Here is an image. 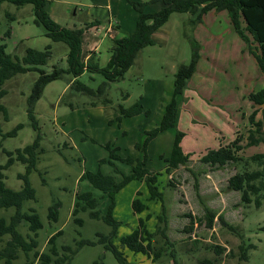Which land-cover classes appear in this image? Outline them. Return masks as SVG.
Here are the masks:
<instances>
[{
	"label": "rangeland",
	"instance_id": "obj_1",
	"mask_svg": "<svg viewBox=\"0 0 264 264\" xmlns=\"http://www.w3.org/2000/svg\"><path fill=\"white\" fill-rule=\"evenodd\" d=\"M136 2L145 4L147 12L159 9L152 0H45V9L60 27L81 32V61L87 53L103 67L110 57L113 40L134 32L138 12L132 3ZM152 39L153 45L141 51L123 78L110 84L105 96L107 103L99 100L93 105L89 95L70 93L74 78L65 72L68 47L47 37L45 29L35 23L32 6L17 7L8 2L0 5V43L6 53L21 60L27 49L44 52L49 46L46 64L6 80L2 85L6 93L0 99L8 115L5 120L0 112L1 133L22 126L13 137L0 136V166L6 164L8 152L14 155L16 150L40 137L43 153L28 175L35 200L24 201L21 208L22 212L35 210L41 222L36 251L47 252L48 239L60 233L54 242L59 253L66 254L64 247L76 251L69 264H119L110 251L97 243V235L108 236L111 227L101 220L90 219L87 211L77 214L81 226L74 222L76 195L87 191L96 197L101 194L87 181H80V176L98 169L104 174L112 173L108 164L99 165L101 159L109 158L106 145L116 148L121 156L142 160V152L135 144L141 146L144 132L160 123L164 107L172 98L175 74L181 67L189 66L195 54L194 72L182 94L176 97L175 128L160 132L146 149V168L159 174L157 188L163 203L149 200L141 181L130 182L115 196L113 217L121 223L118 236L130 234L142 219L147 231L154 234L153 253L159 255L152 261L153 253H132L117 242L115 245L130 264H264V231L259 230L264 226V200L259 207L254 200L245 204L239 192L227 188L232 175L258 169L251 161L246 164V160L263 152V146L245 148L240 153L241 161L223 168H211L200 162L207 151L228 145L236 137L242 138L250 127L248 94L260 90L264 84L255 60L225 11H212L198 21L188 13H173ZM54 70L59 72V78L47 83L39 97L31 101L41 72L50 74ZM77 80L95 92L104 78L84 72ZM135 103H140L143 112L118 122V106L128 108ZM260 119L259 112L255 121ZM177 131L183 134L181 148L191 156L188 163L167 174L165 159L171 153ZM115 163L123 173H129V166ZM2 172L8 188L16 191L21 188L22 181L17 176L25 173L23 164L14 161ZM115 176L120 180L119 174ZM170 182L172 186H168ZM134 199L145 203L148 209L134 213L131 208ZM54 202L60 204L56 220L48 217ZM207 210L215 215L210 226ZM14 213L15 208L1 209L0 218L8 220ZM163 214L164 221L159 223L158 217ZM164 226L165 234L157 231ZM17 231L25 240L33 237L26 222L20 223ZM241 236L246 244L255 246L248 250L247 260H241L239 254ZM8 238L3 237L0 249ZM80 241L94 244L78 249ZM216 247L220 254L215 252ZM28 260L39 264L32 254ZM25 262V254L19 252L12 264Z\"/></svg>",
	"mask_w": 264,
	"mask_h": 264
},
{
	"label": "trees",
	"instance_id": "obj_2",
	"mask_svg": "<svg viewBox=\"0 0 264 264\" xmlns=\"http://www.w3.org/2000/svg\"><path fill=\"white\" fill-rule=\"evenodd\" d=\"M3 2L12 3L17 7L31 5L35 16V23L45 29L47 37L53 42H62L68 47L66 59L67 69L65 72L71 74L74 78V81L69 86L70 93L73 95H89L93 99V105H96L99 100H103V104L107 103L105 96L110 84L120 81L127 70L138 59L141 51L145 47L153 45L152 35L167 22L173 13H188L193 16L194 21H198L210 11L227 12L234 31L245 43L249 53L254 58L264 81V0H152V4L159 8L152 12L144 11L145 4L132 3L133 8L138 12L134 32L129 36L113 40L110 57L103 67H100L92 56L85 62L81 61V32L57 25L45 9V0H0V5ZM48 49L49 46L46 47L44 52L27 49L25 55L19 60L6 53L5 46L0 43V99L6 93L2 89V85L6 80L16 74L25 73L34 66L46 64L49 57ZM196 58L197 56L194 54L190 65L181 67L175 74L172 98L164 107L160 123L152 130L144 132L145 139L141 146L135 144V148L140 149L142 152V160L132 158L128 155L121 156L116 153V148L110 149L109 145H106V149L109 151V158L101 159L99 165L108 164L112 168V173L104 174L98 169L95 172L85 171L80 176V181H87L93 190L101 194L100 197H96L92 192L87 191L76 195V202L72 210V216L75 217L74 222L81 226L82 220L77 218V214L81 211H87L90 219L101 220L104 224L111 227V232L108 236L97 235V243L102 244L105 250L110 251L119 264L130 263L124 253L115 245V242L132 253H147L148 255L153 253L151 240L154 234L147 231L142 219L138 221V227L130 234L118 236L117 230L121 223L113 217L115 196L130 182L141 181L147 188L148 199L163 203L162 193L157 188V177L159 174L153 173L146 168V149L148 143L160 132L175 128L178 111L176 97L182 94L183 89H185L188 80L192 76ZM84 72L100 74L104 78L103 83L95 92L77 80ZM59 76L60 74L56 70L50 74L41 72L40 77L35 82L31 101L39 97L40 91L47 83L58 79ZM248 100L251 103L253 111L248 116L250 127L246 134L242 138L236 137L228 145L207 151L200 157L201 163L211 168H223L229 164H237L241 161L243 158L240 156V153L245 148L259 145H262L264 148V85L260 90L249 93ZM0 112H2L6 120L8 117L7 111L1 105ZM142 112L143 108L140 103H135L128 108L118 106V117L116 120L120 122L122 119L139 115ZM259 112L261 113V119L255 121L256 115ZM145 113L148 115V112ZM21 127V125H18L15 129L5 134H2L0 130V136L3 138L13 137ZM182 137L183 134L181 132L177 131L175 133L171 153L165 159V172L167 174L189 161L191 154L184 153L181 148ZM39 139L40 137L37 136L32 144L21 150H16L14 155L8 152L6 164L0 166V210L15 208V213L8 220L0 218V242L5 235L9 236L8 240L5 241L3 247L0 249V261L3 262L2 264H12L17 259L19 252L25 254V264H32L28 260L30 254H32L33 259L38 261L39 264H69V260L76 253V251H72L69 247L63 248V252L66 254L59 253L54 242L60 233L48 239L47 244L49 248L47 252L40 253L36 251V234L41 228V222L35 210L30 209L29 212H22L21 210L24 201L35 200V191L28 181V175L35 168L38 156L43 153L39 145ZM14 161L20 162L25 166V173L17 176L22 181V186L17 191L5 185L4 174L2 172V170L9 168ZM247 161H251L252 164L257 165L258 169L253 171L245 169V171L232 175L228 179L227 188L239 192L240 200L243 203L249 204L254 200L255 206L259 207L261 200H264V150L261 153L250 156L246 160V164ZM115 162L129 166V173H123ZM117 174H119L120 180H117L118 178L115 176ZM168 186H172L171 182ZM137 195H139V192H137ZM59 205V202H54L50 206L48 213L50 219L56 220ZM131 208L134 213H142L148 209L147 205L139 199L132 201ZM214 216L213 212L206 211L208 226H210ZM148 218L149 215H147L146 219ZM164 218V214L162 217H158L159 223L164 221ZM22 222L27 223L28 231L33 234V237H29L28 240H25L17 231V227ZM165 227H163L162 231L160 230L161 227H159L157 231L165 234ZM259 230L264 231V226ZM240 239L241 243L238 246L240 258L241 260H247L248 250L255 248V246L246 244L242 236ZM93 244L94 242L90 241H80L78 243V249L85 245ZM216 249L218 251L215 252L220 254L221 251H219V248L216 247ZM153 254L152 261L159 255L158 253ZM53 257H55L54 260Z\"/></svg>",
	"mask_w": 264,
	"mask_h": 264
},
{
	"label": "crops",
	"instance_id": "obj_3",
	"mask_svg": "<svg viewBox=\"0 0 264 264\" xmlns=\"http://www.w3.org/2000/svg\"><path fill=\"white\" fill-rule=\"evenodd\" d=\"M156 6V5H155ZM156 7H158V6H156ZM153 10H151V11H148V12H152ZM154 11H156V10H154ZM147 12V11H146ZM210 12H212V11H210ZM210 12H208V13H210ZM207 13V14H208ZM141 54V53H140ZM140 56V55H139ZM89 57H90V55L89 54H87V53H84V56H83V61L85 62V61H87L88 59H89ZM139 58V57H138ZM264 85V84H263ZM251 111H253V108H252V106H251ZM182 150H183V148H182ZM183 152L184 153H186L184 150H183Z\"/></svg>",
	"mask_w": 264,
	"mask_h": 264
}]
</instances>
